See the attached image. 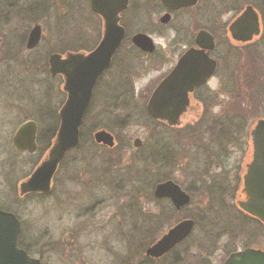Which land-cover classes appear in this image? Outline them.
<instances>
[{
  "label": "rangeland",
  "instance_id": "rangeland-1",
  "mask_svg": "<svg viewBox=\"0 0 264 264\" xmlns=\"http://www.w3.org/2000/svg\"><path fill=\"white\" fill-rule=\"evenodd\" d=\"M13 1L0 0V36H7V43H0V69L6 67L12 75L17 71L22 79L31 76L21 71L29 55L24 46L19 48L20 37L39 25L43 37L34 54L43 66L39 65L34 74L38 80L34 85L29 79L31 83L22 81L21 86L28 83L27 89L36 90L32 99L39 112L42 159L48 145L44 136L54 133L47 108L56 113L64 95L50 85L53 82L44 65L47 56L54 51H92L99 40L96 18L81 0ZM231 4L230 15L221 19L217 14L221 20L233 19L238 13L234 9L244 5L260 13L259 0H231ZM127 23L129 36L146 31L140 24ZM261 27L263 31V20ZM64 29L70 30L71 37ZM229 43L221 47L219 54L228 50L230 68L220 67L219 76L210 85L216 93L208 96L209 106L215 104L205 109L204 121L197 125L192 117L182 119L185 124L198 126L194 131L199 136H181L180 130L151 120L145 110L150 93L147 88L163 72L161 66L153 65L151 58L136 50H121L117 64L102 76L93 91L79 129V143L68 151L51 191L16 201L12 180L18 182L33 167L29 162L18 173L9 171L7 183H0V195L5 199L1 205L23 221L21 241L34 258L41 264H138L145 249L179 219L175 210L153 197L155 184L166 178L188 189L194 183L199 186L192 204L181 215L186 218L193 213L197 223L191 238L177 251L186 250L183 254H196L204 260L209 255L220 264L226 253L237 247L253 245L264 250V224L256 226L250 219L242 220L235 214L237 207L232 200L244 143L250 149L249 131L256 120L264 119V39L258 37L245 45ZM157 46L164 54L165 42L158 39ZM29 93L18 89L0 96L24 103L32 101L25 96ZM102 130L115 136L113 151L95 141V133ZM224 138L226 144L218 146ZM136 139L142 142L139 149L134 146ZM213 181L217 185L226 182V204L208 203L203 187ZM246 232H253V238Z\"/></svg>",
  "mask_w": 264,
  "mask_h": 264
},
{
  "label": "flooded vegetation",
  "instance_id": "flooded-vegetation-1",
  "mask_svg": "<svg viewBox=\"0 0 264 264\" xmlns=\"http://www.w3.org/2000/svg\"><path fill=\"white\" fill-rule=\"evenodd\" d=\"M81 2L84 4L83 7L86 8L88 11H90V13L96 18L97 32L99 38L96 47L101 43L104 37V31H105L104 30L105 18L103 15L104 12L108 11V13H110L118 9L117 11L118 25L124 30V37L122 39V42L118 47V49L116 50V52L114 53V55L112 56L108 67L105 70H103L102 73L97 77L96 82L92 89V94L99 80L102 78V76L117 64V61L119 60V54H120L119 52L121 50L128 51V49L136 50L140 54H143L144 56L151 58L153 60L152 64L154 63L153 65H160L161 71H163L160 74L159 78L155 80L152 83V85L149 86L150 88L149 87L147 88L148 92L150 91V93L147 97L145 110L147 108V105L149 103L152 94L163 83H168L166 86L167 92L165 95L166 105L171 106L173 108H178L181 106L184 107V111H182V113L180 114L179 120L177 121V124L175 126H170L165 121L153 119L146 110L147 114L149 115L152 121L162 124L165 128L173 129L176 131L180 130L182 134L179 133V135L181 136L184 135L191 138L199 136V134L196 133L197 130L194 131L195 128L198 129L199 127L198 126L196 127L195 125L201 123V121L202 122L204 121L203 118L206 113L205 109L206 108L211 109L213 104H215L214 102L209 106V102L211 100L208 99V96L210 94L215 95L216 93V89L214 88L212 89L210 85L217 78V76H219L220 67L227 68L228 70L230 68L231 54L228 53L227 50L225 53L220 55L219 52L221 47L222 46L225 47L226 45L228 47L230 45L229 43L230 41L237 43L239 45H245L251 43L255 38L258 37L264 39V30L262 31V27H261V22L262 20L264 21V0H259L260 13L251 5H244L242 9L241 8L234 9V11L238 13L234 16L233 19L230 18L227 21H223L221 19L223 15L224 16L230 15L231 11L233 10V8L231 7L232 6L231 0H81ZM96 2L98 3V7L96 6ZM249 6L254 9V11L258 16L259 34L254 36L250 41H238L236 39H233L230 31V26ZM94 7H96L97 10H95ZM217 14L221 16V19ZM127 21H130V23L133 22L132 24L135 25L140 24L144 26L143 28L146 31H141V30L136 31L135 33L129 36V31H127L128 27L126 26V24L129 25V23H127ZM36 26L39 25H35L34 27ZM34 27H32L26 33V35L20 37L21 43L19 47L21 48L24 46V50L29 55V58H26L24 60V63L22 65L23 68L21 69V71L22 72L24 71V73L29 72L31 76L29 77L27 75L26 77H24L25 79H22V77H20L21 76L20 73H18L17 71H15L14 75H12L11 73L10 74L8 73V69L6 67L0 69V93L2 92L6 93L9 90L17 91L18 89L19 91H21V89H23L24 91H27V93L31 92L29 94H26L25 96L26 98L32 100L31 102L26 100L24 103L23 102L15 103L8 101L5 98V95L0 96L1 98L0 99V183H4V181L7 183V175L9 171L11 172L14 171L18 173L21 171V168L24 166V164L26 165L29 162L30 165H32L33 167L30 173L26 177L19 180L18 182L14 181V179L12 180V187L14 184L12 193L16 191L18 197L15 198L16 201L18 200L22 201L24 199H29V198L30 199L36 198L44 194L39 192L20 194L19 186L21 183L26 181L35 171V169L41 164V162L45 160L46 154L53 146V143L58 134V130L60 127V111L65 105L67 100V93L64 91L65 75L60 73L59 70L63 64H64L63 68L69 67V65H66L63 62L67 60L69 54L81 53L83 55H88L91 52L89 51L87 53L86 52L71 53L70 51L65 50L63 54L56 53L54 51L49 53L47 56L46 63L44 65H46L48 69L50 81L53 82L50 85L57 89L59 88L62 94L64 95H62L63 96L62 104L56 113L54 109H49L46 107L48 112L50 113L47 114L49 115L50 119H53L52 123L54 124V133L53 134L51 133L49 137L44 136L45 138L44 142L48 145L46 147L42 159H39V152L41 148L40 139H39L40 131H39V123H38L39 112L35 110L37 104L35 100L32 99L33 93L35 94L36 90L31 91V89L30 90L27 89L26 87L29 86L28 83H25L21 86L22 81L27 80L29 83H31L29 79H32V83L34 85V82L38 81L37 79H35L34 74H36L35 72L39 70V65L40 67L43 66L39 62V57L37 56V54H34L35 50L40 45V42L43 37V31L40 26L39 27L41 30V37L38 44H36L31 49H28L27 47L30 33ZM134 29H138V28H134ZM64 32L66 33L67 36L71 37L70 30L68 32L67 29H64ZM137 35H145L151 39L153 43V50L151 52L143 51L133 43V38ZM158 39H161L166 44V47L164 49V54H162L163 53L162 47L157 46ZM4 41L5 43H7V36L6 37L0 36V43ZM223 49L225 50V48ZM190 51L198 52L197 57L199 59L198 60L194 58L191 60L185 59V56ZM221 56H223V64L220 58ZM53 57H56V59L53 60L54 59ZM200 59L203 60L201 63L199 62ZM4 61L6 63L7 60L4 58ZM182 62L184 63L183 66L186 69L183 70V74H181L180 77L173 80L172 76L174 75V71L180 64H182ZM196 63L202 66L203 72L201 74L204 75V77L202 79V83L191 86L190 84L193 81V78H191L192 76L190 75V68L196 65ZM209 66H212V72L208 76L209 73H207V70ZM257 77H259V73ZM176 91H185V95L182 98L186 100V104L177 103L175 101L177 96ZM92 94H91V99H92ZM91 99L89 105L91 103ZM20 104L23 105L21 106ZM184 116L192 117L195 125L190 126L189 124H185L184 121L182 120ZM258 120H256L255 123ZM26 124H33V126L35 127V134H34L35 147L33 151H29V149H18L14 144V138L18 130ZM29 127L31 130V126ZM251 130L249 131L250 145H251V137H250ZM108 134L112 137L111 146L103 143H99V145L106 148V150L108 151H113L116 148V138L110 133ZM220 141L223 142H220L218 146H221L223 144L225 145L227 139L224 138L221 139ZM141 146H142V142L141 140H139L137 149H139ZM243 149H242L243 150L242 158H240L242 162H241V166H239V168L237 169L236 185L232 195V200H234L233 202L237 207V210L236 211L234 210V212L242 220L250 219L257 226L259 225V219L248 214L240 207V203L247 201V197L244 192L243 179L247 173V166L251 162L252 154H253L252 145L249 149L247 142L244 143ZM67 154L59 162L57 166L55 174L53 175L52 178L51 188L55 176L57 175L59 169L61 168L62 164L65 162L67 158ZM219 157L220 156L215 157L216 160L220 161ZM163 158H165V156H163ZM162 162L165 163L164 160H162ZM168 182L173 183L179 189V191L183 192L185 195L188 196L189 202L185 206L177 209L172 199L169 196L157 195V188L159 186L167 184ZM225 185L226 182H222L221 184L217 185L215 181H213V183H211L210 185L203 187V190H205L204 193L206 198L210 199L208 200V203L212 202V205H217V206L219 204H226L225 203L226 198H224V196L228 195L226 193L228 189L225 187ZM198 188L199 186H197L195 183L192 187H190V189L184 188L182 187V185L178 184L177 182H174L167 178L164 181L155 184L153 190V197L156 200H161L165 206H168L169 208L175 210V214L179 218L178 221L173 226H171L166 233H164L160 237V239L164 235H166L170 229H172L181 222L191 221L193 225L188 235L183 240L179 241L177 244L173 245L172 247H169V249L161 255L151 256L146 254L147 249L153 246L160 239H158L156 242L148 246L141 256L142 260H140L138 264H216L211 260L212 256L208 255L209 257L207 256V258H205L204 260L201 258L198 259L196 254H192V255L183 254L184 252H186V250L177 251L178 248L185 241L191 238L193 229L195 227V223H197L196 216L193 213L192 216L186 215L187 216L186 218H183V216L181 215L192 204L194 199V192L197 191ZM216 192H219L218 195L215 194ZM3 198L4 196L0 195V211L4 213H8L11 216H13L19 225L18 233L16 235V244H15L17 251L27 255V257H29L33 261H37L39 264H41L40 261L34 258L30 254V251L22 244L21 233L24 228L23 221L16 213H14L13 211H9L7 208L1 205V201L5 200ZM242 232L245 231L242 230ZM238 233L239 232H235V234ZM246 236L249 238H253L254 234L253 232L250 233L246 232ZM232 241L235 242V238ZM245 242H247V240ZM258 242L259 239L255 242V244H257ZM6 248L7 246H0V252H2V250L6 251L5 250ZM248 250H253L257 252H259V250L264 251L259 249V246H253V245H248L243 248L237 247L236 249L227 252L225 257L221 259L220 264H225L227 259L230 258V256ZM18 255L19 254L17 252L11 254L8 252H4V253H0V259L4 263L10 262L11 264H13L15 262H18Z\"/></svg>",
  "mask_w": 264,
  "mask_h": 264
},
{
  "label": "water",
  "instance_id": "water-1",
  "mask_svg": "<svg viewBox=\"0 0 264 264\" xmlns=\"http://www.w3.org/2000/svg\"><path fill=\"white\" fill-rule=\"evenodd\" d=\"M124 5V4H123ZM98 7V3L96 2ZM122 6V5H121ZM120 6V7H121ZM95 10L96 7H94ZM118 9L113 12H104L105 28L104 37L101 43L88 55L69 54L67 60L64 61L69 67L60 68L59 72L65 75L64 91L67 93V100L60 111V127L53 146L47 152L45 160L35 169L31 176L20 184V194L31 192L48 193L51 189L53 175L57 169L59 162L64 158L66 153L76 147L79 143V129L83 116L89 105L92 89L97 77L105 70L114 53L120 46L124 37V30L118 25ZM233 39L238 41H250L254 36L259 34L258 16L252 7L246 10L234 21L230 26ZM41 37L39 26L32 29L28 49L38 44ZM133 43L143 51L151 52L153 43L151 39L145 35H137L133 38ZM198 52L190 51L185 59L191 60L199 58ZM55 60L56 57H53ZM206 59V58H204ZM203 60L200 59L201 63ZM184 63L180 64L174 71L173 80L183 74ZM202 66L194 65L190 68V75L193 78L191 86L202 83L204 75ZM212 72V66L208 67V76ZM207 76V77H208ZM168 83L161 84L152 94L147 105L148 114L155 120L165 121L170 126H175L179 120L180 114L184 111V107L173 108L166 105V86ZM176 102L186 104V100L182 97L185 91H176ZM31 126V130L30 127ZM35 127L33 124H26L21 127L15 138L14 144L18 149H29L33 151ZM252 145V160L247 166V173L244 176V192L247 201L240 203L241 209L248 214L256 217L264 223V120L259 119L250 132ZM97 143H103L111 146L112 137L104 132L98 131L94 135ZM135 140L134 146H138ZM167 191V192H166ZM157 195L169 196L175 207L179 209L189 202V198L171 182L159 186ZM191 221H184L173 227L158 242L147 249L146 254L151 256L161 255L166 252L169 247L183 240L192 228ZM19 225L17 221L8 213L0 211V246H7L6 251L0 253H18V262L13 264H39L33 261L27 255L17 251L16 235ZM0 264L4 263L0 259ZM225 264H264V251L248 250L242 253L234 254L227 259Z\"/></svg>",
  "mask_w": 264,
  "mask_h": 264
}]
</instances>
